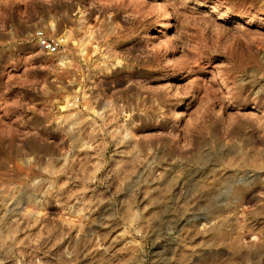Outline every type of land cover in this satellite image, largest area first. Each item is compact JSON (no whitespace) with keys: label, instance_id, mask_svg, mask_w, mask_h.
Masks as SVG:
<instances>
[{"label":"rangeland","instance_id":"1","mask_svg":"<svg viewBox=\"0 0 264 264\" xmlns=\"http://www.w3.org/2000/svg\"><path fill=\"white\" fill-rule=\"evenodd\" d=\"M0 264H264V0H0Z\"/></svg>","mask_w":264,"mask_h":264},{"label":"built area","instance_id":"2","mask_svg":"<svg viewBox=\"0 0 264 264\" xmlns=\"http://www.w3.org/2000/svg\"><path fill=\"white\" fill-rule=\"evenodd\" d=\"M45 27L37 28L34 32L35 45L42 54L64 55L65 37L62 35H50Z\"/></svg>","mask_w":264,"mask_h":264},{"label":"bare ground","instance_id":"3","mask_svg":"<svg viewBox=\"0 0 264 264\" xmlns=\"http://www.w3.org/2000/svg\"><path fill=\"white\" fill-rule=\"evenodd\" d=\"M159 8H161V7H159ZM161 9H162V12L165 11L164 6ZM163 13H165V12H163ZM49 25H50V28L51 29H53L54 26H55L54 23H52V22H50ZM62 36H64L66 38V35L63 34ZM64 59H65L64 55H59L57 57V60H59L60 63H62V61H64Z\"/></svg>","mask_w":264,"mask_h":264}]
</instances>
